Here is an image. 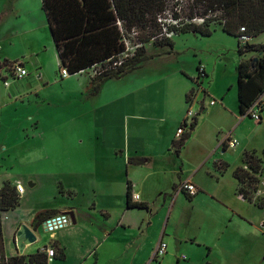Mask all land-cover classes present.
<instances>
[{
  "label": "crops",
  "instance_id": "1",
  "mask_svg": "<svg viewBox=\"0 0 264 264\" xmlns=\"http://www.w3.org/2000/svg\"><path fill=\"white\" fill-rule=\"evenodd\" d=\"M32 1L21 0L19 7L22 10L26 9ZM7 3L11 4L4 0L5 7ZM2 12L3 8L0 14ZM229 44L238 50L237 38L233 37V41ZM252 45L256 44L252 43ZM161 52L166 51L159 50L150 55V59L153 58L155 62L167 58L166 62L161 61L160 64L153 65V60L148 59L143 63L145 66L150 64L149 70L154 71L152 74L156 73V80L152 83L150 80H143L139 85L135 84L127 90L115 89L107 96L100 93L104 82L96 94L88 91L89 78L80 85L82 95L93 101V113L86 117L92 121L94 132V145H92L94 168L91 173L84 174L82 169L77 168L79 164H74L68 171L58 168L61 165L59 164L55 171L47 172L44 178L40 176L15 178L7 175L0 181V187L3 182L8 181L23 188L18 207L3 213L1 217L5 258L18 255L15 233L19 226L24 224L36 235V241L25 247L24 255H32L44 247L55 244V256L47 264H213L211 259L218 262L212 258L213 248L217 242L215 239L218 240L221 236V230L225 229V225L215 227L214 240L207 242L197 236L201 224L196 222L194 216L201 209H208L224 217L229 210L231 214L228 215L229 222L233 218L242 216L240 210L233 206L236 201L234 191L237 199L246 201L236 192L238 183L233 177L234 168L231 170V192H228L229 190H225L224 180L229 164L220 159L213 161L212 165H208V162L217 148L222 150V157L236 146L240 147L241 166L245 151H255L257 155L253 138L247 134L243 136L241 129L246 119L251 118L239 114L236 80L234 85L233 78L226 79L222 90L213 93L222 103L218 120V124L222 123V125L214 128L221 136L220 140L216 141L215 150L208 139L200 138L198 130L201 123L197 121L189 139L179 153H175L172 143L177 140L175 133L183 122L187 110L186 96L193 89L194 79L193 74L186 72L179 65V61L172 55L173 50L170 55L157 56ZM256 54V52L243 55L237 53L236 67L240 61L255 58ZM33 56L36 74L27 80L30 92L33 90V80L42 79L38 52ZM173 58L175 64H167ZM6 60L20 62L26 71L28 70L26 61L17 58ZM204 71L207 74L205 68ZM28 72L23 79L28 77ZM81 73L59 80L72 78L78 80L77 77L81 76ZM55 80L58 81L57 76ZM44 85H47L46 81ZM4 90L13 94L11 86ZM201 92L203 95L206 94L204 90ZM229 97H232L231 101ZM260 99V105L264 109V93ZM200 103L201 111H204L203 100ZM215 105L216 103L212 107ZM78 116L81 117L82 114ZM73 117L74 119H71L75 120L76 117ZM260 117L259 123L253 121L256 127H264V117L261 113ZM256 127L252 132L257 130ZM228 134L237 140L234 148H229L224 143ZM193 140H198L199 143L193 163H179L178 160L183 159L189 143ZM70 144L77 149L83 148L81 141ZM49 149L46 148L47 151ZM133 155L144 158L143 164H129L128 157ZM44 160L48 161L49 158ZM262 160L264 171V157ZM34 161L33 157L28 162ZM25 181H29L27 188H24ZM262 181L264 182L263 177L259 180L256 197L264 198ZM185 182L192 183L197 189L190 200L187 199L186 192L180 189ZM37 190L43 198L49 199L45 208H33L31 205L34 197L38 196ZM128 190L130 195L139 196L137 201L131 199V203L140 207L127 206ZM183 200L187 201L190 213L182 222L185 229H182L181 234V230L176 224L174 225L173 215L178 211ZM52 209L57 210L60 215L72 213L75 222H70L50 234V239L44 241L39 236L42 225L34 231L30 223L38 211ZM244 224L249 226L246 222ZM235 242L237 244L239 241ZM160 243L166 244L165 253L161 257H155ZM244 244L243 247L248 246V242ZM239 247L241 244L237 249ZM185 248L192 251L191 256L179 255ZM250 253L253 254L252 251ZM224 256L219 263L230 264L226 252ZM261 261L264 262V258Z\"/></svg>",
  "mask_w": 264,
  "mask_h": 264
},
{
  "label": "rangeland",
  "instance_id": "2",
  "mask_svg": "<svg viewBox=\"0 0 264 264\" xmlns=\"http://www.w3.org/2000/svg\"><path fill=\"white\" fill-rule=\"evenodd\" d=\"M6 1L11 2L10 5L7 3V7H5L6 4L4 5V0H0V12L3 8V12L0 14V63L5 59L13 58L26 61L29 75L26 79L15 80L10 77L8 72H0V181L7 175L15 178H27L28 176L44 178L47 172L55 171L59 164L61 165L58 168L67 171L74 164H79L77 168L82 169L84 174H89L94 168L92 162L94 132L92 121L86 117L93 113V101L91 98H85V95H82L80 85L87 78L93 77L99 66L83 71L81 76L77 77L78 80L72 78L60 81L59 79L63 78L59 74L58 58L45 15L41 9V2L33 0L29 3V6L27 5L26 9L22 10L19 7V1L21 0ZM178 4L181 13H178V19L175 23L180 25L185 23L189 8H192V6L188 0H178ZM9 6L13 8L10 9ZM174 6H176L175 1H170L164 13L166 19H172ZM218 15L219 13L216 12L208 17L216 19L219 17ZM210 23L211 28L215 30L209 37H202L193 33L172 36L174 51L172 55L175 56L179 61V65L186 72L193 74V79L197 76L196 69L199 64L206 69L207 77L199 80L201 82L200 87H197L195 82L193 83L196 99L192 111L197 113L194 117L196 122L201 123L198 130L200 138L202 140L203 138L208 139L215 150L216 141H219L221 136L214 128L222 125V123L218 124L222 103L213 93L222 90L226 79L233 78V84L235 85L237 49L230 46L229 43L233 41V37H229L221 31L219 20ZM171 24L173 25V22ZM249 42L256 45L264 43V33L251 38ZM146 47L148 48V55L159 51H152L150 44ZM35 52H38L40 57L42 79L35 78L33 80V90L30 92L27 80L36 74L33 63ZM162 54L163 52L160 56ZM256 55L258 57L260 54L257 53ZM150 60H153V58ZM166 60L167 58L155 62L153 60L152 64H160L161 61L166 62ZM13 61L15 60L10 62ZM167 64H175L174 58L170 59ZM149 68H151L150 64L143 65L140 70H136L133 74H129L122 79L105 81L102 85L101 95H110L115 89L127 90L135 84L139 85L140 81L143 80H150L152 83L156 80V73L152 74L154 71L151 72ZM55 76H57L58 81L55 80ZM4 80L8 83V87H4ZM45 81L47 85H44ZM10 86L13 94L4 90ZM201 90H204L206 94L203 95ZM231 99L232 97H229V101ZM202 100L205 110L198 113L197 110L201 106L200 102ZM212 100L218 102L214 107L209 105ZM78 114H82V116L80 117ZM261 114L264 117V109ZM73 116L76 117L75 120H72L74 119ZM253 121L247 118L241 129L243 136L245 134L251 135L252 142L255 143L257 148V156L263 159L264 127H256ZM255 127L257 130L252 132ZM76 141H81L82 149L71 146L70 143ZM46 148L51 150L47 151ZM239 148L236 146L234 150L229 151L222 157V150L217 148L214 154L209 157L211 160L209 159L208 165H212L213 161L219 159L229 164V170L224 180V187L226 191L229 190L228 192H231V170L241 166ZM198 149V140L191 141L183 159L181 161L179 159L178 162L192 164ZM33 157L35 161L33 163L28 162ZM47 157L49 160H44ZM263 184L262 181L261 189L264 191ZM27 187H29V181L24 183V188ZM37 194L38 196L36 195L31 203L32 207L45 208L49 199L43 198L38 190ZM234 199L236 201H234L233 206L240 210L242 216L240 218L238 216L236 219L233 218L229 222L228 215L231 216L229 210H227L224 217L214 214L208 209H201L194 216L196 222L201 224L197 236L211 242L214 240V228L224 224L225 229L221 230V236L218 240L215 239L217 242H215L213 248L212 258L218 262L211 259L213 264H220L224 252L229 256L230 264H264L261 261L264 258V207L258 208L253 203L250 204L248 201L237 199L235 191ZM256 199L264 200L262 197H256ZM189 209L187 201L183 200L178 211L173 215L174 225L176 224L178 229L181 230V234L183 233L182 229H185L182 222L185 216L190 213ZM244 222L249 226H246ZM194 228L195 226H193ZM39 236L44 241L50 239V234L45 232L42 227ZM235 241L239 242L236 244ZM246 242H248V246L243 247L242 245H245ZM240 244L241 247L237 249ZM186 249L180 251L179 255L191 256L192 251ZM250 251L253 252L252 255Z\"/></svg>",
  "mask_w": 264,
  "mask_h": 264
},
{
  "label": "trees",
  "instance_id": "3",
  "mask_svg": "<svg viewBox=\"0 0 264 264\" xmlns=\"http://www.w3.org/2000/svg\"><path fill=\"white\" fill-rule=\"evenodd\" d=\"M169 2L170 0H42L41 9L57 54L59 71L65 69L72 76L99 66L88 84V91L96 94L103 82L122 79L140 69L151 58L150 55L154 54L148 55L147 45L150 44L154 52L165 50L162 55L172 54L173 41L164 36V27L176 35L193 33L209 37L215 30L211 28L210 22L219 20L221 31L234 38L238 37L240 27L245 28L250 38L264 33V0H193L190 2L192 8H189L188 17L203 18V23H181L179 28L168 24V19L164 17ZM216 12L219 13L216 19L208 17ZM171 17L178 19L176 13ZM249 52L260 55L248 61H240L236 67L240 115H246L264 93V44L238 45L239 55ZM14 63L17 62L3 60L0 72L10 74ZM199 67L200 65L197 71ZM192 92L193 89L189 94ZM262 111L263 107L260 113ZM195 125L196 118H193L189 130L173 141L175 153H179ZM143 162L144 158L140 156L128 157L129 164L142 165ZM263 176V160L255 151H245L242 166L233 172L238 183L236 192L258 208L264 207V200H257L255 197L259 180ZM190 198L188 196L187 199ZM19 201L15 185L3 182L0 187V264H47L46 255L41 251L29 256H4L1 217L3 213L18 207ZM126 204L128 207H140L131 203L129 190ZM58 215V211L53 209L38 211L30 226L37 231L43 222ZM51 246L56 249L55 244Z\"/></svg>",
  "mask_w": 264,
  "mask_h": 264
},
{
  "label": "built area",
  "instance_id": "4",
  "mask_svg": "<svg viewBox=\"0 0 264 264\" xmlns=\"http://www.w3.org/2000/svg\"><path fill=\"white\" fill-rule=\"evenodd\" d=\"M170 1H175V3H176V6H174V12L173 13H176L177 15H178V13H181V9H180V5L178 4V0H170ZM188 1L192 2L193 0H188ZM176 20L177 19H168L167 23L172 25L171 22H173L172 26L179 28V26H181V24L177 25L175 23ZM203 20H204L203 18H198L196 16L193 18H189L187 16L185 23L186 24L200 25L203 23ZM163 32H164V36H166L167 38H172V36L176 35L175 32H173V31H167V29L165 27L163 28ZM250 39L251 38L246 34L245 28L240 27L239 31H238V37H237L239 45L240 46L248 45L250 43L249 42ZM59 74L62 78L68 76V73L66 72L65 69H61L59 71ZM205 74L206 73L204 71V68L202 66H200L198 71H197V76L194 79V82L196 83L197 87H200L201 82H199V80H201L203 77L205 78ZM26 76H27V71L22 66V64L20 62L14 63L12 65V68L10 71V77L12 79L19 80V79H23ZM3 85H4V87H8V83L5 81L3 82ZM195 92L196 91L193 89V92L190 93L188 95V97L186 98L187 110L185 112V116H184L182 124L176 130V133H175L176 139H179L182 135H184L189 130V126L192 123L193 118L197 114L196 112L192 111V107H193V105L195 103V99H196V93ZM260 98L258 99V101H256V103L246 113V115L249 116L255 122L260 121V109L262 107L260 105V103H261ZM215 103H216V101L212 100L209 102V105L212 106ZM201 109H202V107L199 106L198 112L201 111ZM224 143L227 145V147L234 148L237 145V140L235 138H233L231 136V134H228L224 139ZM180 189L185 191L189 197L194 196L197 192L196 187L190 182L183 183L180 186ZM15 190L19 196L23 194L22 186L15 185ZM131 199H132V201H137L139 199V196L137 194H132ZM70 222H71L70 217L68 215H66V214L60 215L59 214L58 216H54V217L46 220L45 222H43L42 228L45 232H47L49 234H53L57 230H59L65 226H67L68 224H70ZM165 250H166V244L160 243V245L156 249L155 257H161L165 253ZM41 252L46 255L47 262L50 261V259L55 256V250L51 245L49 247H44L41 250Z\"/></svg>",
  "mask_w": 264,
  "mask_h": 264
},
{
  "label": "water",
  "instance_id": "5",
  "mask_svg": "<svg viewBox=\"0 0 264 264\" xmlns=\"http://www.w3.org/2000/svg\"><path fill=\"white\" fill-rule=\"evenodd\" d=\"M70 217L71 223H74V217L72 213H65ZM36 241L35 233L26 225L19 226L15 233V247L18 255H23L24 249L27 245H30Z\"/></svg>",
  "mask_w": 264,
  "mask_h": 264
},
{
  "label": "bare ground",
  "instance_id": "6",
  "mask_svg": "<svg viewBox=\"0 0 264 264\" xmlns=\"http://www.w3.org/2000/svg\"><path fill=\"white\" fill-rule=\"evenodd\" d=\"M68 76H69V75H68ZM68 76H67V77H68Z\"/></svg>",
  "mask_w": 264,
  "mask_h": 264
}]
</instances>
